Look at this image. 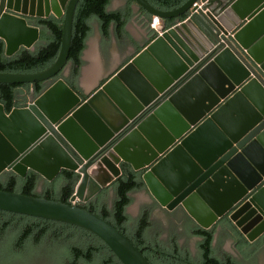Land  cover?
<instances>
[{
    "label": "water",
    "instance_id": "95a60500",
    "mask_svg": "<svg viewBox=\"0 0 264 264\" xmlns=\"http://www.w3.org/2000/svg\"><path fill=\"white\" fill-rule=\"evenodd\" d=\"M79 0H0V41L12 55L34 49L41 29L28 16L63 17L49 67L0 71V83L57 79L27 106L0 103V174L34 170L51 181L80 175L70 202L0 189V210L80 226L123 264H151L124 233L79 205L122 173L146 171L151 195L181 205L203 228L229 218L249 240L264 231V0H187L161 10L148 42L85 96L63 78ZM98 167L102 180L92 169ZM257 215L258 220L250 223Z\"/></svg>",
    "mask_w": 264,
    "mask_h": 264
},
{
    "label": "trees",
    "instance_id": "16d2710c",
    "mask_svg": "<svg viewBox=\"0 0 264 264\" xmlns=\"http://www.w3.org/2000/svg\"><path fill=\"white\" fill-rule=\"evenodd\" d=\"M148 1L156 8L167 11L179 7L187 0ZM111 3L112 0H79L77 3L67 63L70 64V71L65 80L80 94L77 80L84 63L82 55L93 30V22H98L105 36L112 29L121 33L134 16L132 6L137 4L135 0H125L124 7L111 10ZM140 10L149 19L152 17L142 7ZM37 25L42 28L41 40L33 50L22 47L16 53L7 55L5 43L0 41V71L36 72L53 64L61 47L63 17H42L37 20ZM56 78L31 83H0V103L6 111L17 105H25L42 94ZM79 178L77 172L67 169H63L51 181L34 170H29L25 176L6 170L0 174V189L70 202ZM139 186L141 183L136 174H123L109 187L114 188L115 192L112 203L109 204L104 199L108 194V189L105 188L99 196L79 202V205L124 231L142 249L151 264H242L243 261L256 264V256L248 251L251 244L239 235L230 220L227 221L228 225L236 237V246L244 259L238 260L230 254L223 257L216 254L213 245L215 226L203 228L197 225L194 234L200 237V241L196 256L183 248L176 236H171L167 243L161 241L157 238L158 234H149L151 220L149 211L146 210L135 220L132 234L129 233L128 224L132 217L128 214L127 207L133 202L130 193ZM43 260L51 264H123L102 239L80 226L0 210V264H32Z\"/></svg>",
    "mask_w": 264,
    "mask_h": 264
},
{
    "label": "crops",
    "instance_id": "0c3cea01",
    "mask_svg": "<svg viewBox=\"0 0 264 264\" xmlns=\"http://www.w3.org/2000/svg\"><path fill=\"white\" fill-rule=\"evenodd\" d=\"M124 5L125 0H112L110 9L118 10ZM140 7L138 4L132 6L134 16L121 33H116L112 29L110 34L105 36L99 26L93 28L83 51L84 63L77 80V87L84 96L106 81L148 42L152 29L148 25L149 16L143 14ZM29 23L36 24L35 21ZM69 70L70 64L67 66V71Z\"/></svg>",
    "mask_w": 264,
    "mask_h": 264
},
{
    "label": "flooded vegetation",
    "instance_id": "af4514ba",
    "mask_svg": "<svg viewBox=\"0 0 264 264\" xmlns=\"http://www.w3.org/2000/svg\"><path fill=\"white\" fill-rule=\"evenodd\" d=\"M56 17V16H54V15H50L49 17ZM39 18H42V17H36V16H28V21L30 22V21H35V25H37V20L39 19ZM34 25V24H33ZM37 26H39L40 27V25H37ZM40 29L42 30V28L40 27ZM40 40H41V38H40ZM40 40H39V42H37L36 43V45H35V47L40 43ZM67 66H68V64L66 65V67H65V69L64 70H62V72H60V74H59V77H63L64 79L66 78V77H68V75H69V71H67ZM57 79V78H56ZM105 82V81H104ZM99 87V86H98ZM97 87V88H98ZM96 88V89H97ZM95 89V90H96ZM93 92V91H92ZM81 94H83L82 92H81ZM33 99H31L30 101H32ZM29 101V102H30ZM28 102V103H29ZM27 103V104H28ZM27 104H25V105H17V106H15V107H23V106H27ZM14 108V107H13ZM7 112H10V111H7ZM120 166H121V168H122V173H121V175H123V174H127V175H131V173H134V174H136V178H137V180L141 183V186H139V187H137L133 192H131L130 193V195L132 196V198H133V194L135 193V192H140V191H142L143 193H145L148 197H149V199H148V201H146V203H142V209H141V212H140V215L141 214H144V210H146V211H149V219L151 220V218H152V214L155 212V211H161V212H164L165 214H166V216H169L170 217V219H167V225H170V224H172V223H175L176 222V220L179 222H176L177 223V225L179 226V227H177L179 230H186V231H189V233H192L193 235V237H197L198 239H199V241H200V237L199 236H197L196 234H194V231H195V229L197 228V225H199L190 215H189V213L185 210V208L183 207V206H181V205H178V206H176V207H174L173 209H168L167 207H165V206H162L152 195H151V193L149 192V190H148V188H147V186H146V184H145V182H144V180H143V178H142V175H143V173L146 171V169H143V170H134L129 164H127V163H120ZM29 171V170H28ZM120 175V176H121ZM119 177V176H118ZM118 177H114L113 179H112V181L111 182H109L106 186H104L102 189H100V190H98V192L93 196V197H91L89 200H91V199H93L94 197H96V196H99L100 195V193H102V191L105 189V188H107L108 189V193H109V189H110V191L111 192H113V198L115 197V192H114V188H109L110 186H111V184L113 183V181H115ZM88 200V201H89ZM132 204V203H131ZM130 204V205H131ZM129 205V206H130ZM129 206L127 207V211H128V209H129ZM259 219V216H257V215H254L252 218H251V220L249 221V224L250 223H254V222H256V221H258L256 224L257 225H261V224H263L262 223V221H263V219L262 220H258ZM228 220H230V222L234 225V227H235V229L237 230V232L239 233V235L240 236H242L244 239H246L247 241H248V243H250L251 245H250V250H248L249 252H251V253H253L255 256H257V254H262L263 256H264V231H263V233H261L259 236H257L254 240H249L248 238H247V235L245 234V233H243L242 232V230H241V228L240 227H238L237 225H236V223L235 222H233L230 218H229V214H226V215H224L223 217H221L213 226H215L216 227V232H215V239H214V241H213V245L215 246V243L218 241V239L219 238H221V237H228V238H231L230 240L233 242V244L235 245V247H236V242H237V240H236V237L233 235V233H232V230H230V227H229V225H228ZM180 224V225H179ZM154 222L153 221H151V224L149 225V227H148V231L150 232V233H152V234H158L159 235V232H160V229H158V230H155L154 229ZM200 226V225H199ZM212 226V227H213ZM165 227H168V226H165ZM211 228V227H210ZM154 229V231H152ZM173 229V228H172ZM165 230H166V232L167 231H169L170 229H166L165 228ZM128 232L129 233H131L132 234V230H130V229H128ZM172 232V230H170V233ZM172 235L170 234V237H171ZM161 238L162 237H158V239L159 240H161ZM237 250H239L238 248H237ZM240 255V259H244L243 258V256H242V253L239 251L238 252ZM233 257H237L236 255L235 256H233ZM238 258V257H237ZM239 259V260H240Z\"/></svg>",
    "mask_w": 264,
    "mask_h": 264
},
{
    "label": "rangeland",
    "instance_id": "374dc122",
    "mask_svg": "<svg viewBox=\"0 0 264 264\" xmlns=\"http://www.w3.org/2000/svg\"><path fill=\"white\" fill-rule=\"evenodd\" d=\"M98 26H99L98 22L94 21L93 22V28H98ZM40 188L41 187H39V189ZM113 195H114L113 192H111L109 189V193L106 195V197L104 199L110 204L113 201ZM148 199H149V197L145 193H143L142 191L135 192L133 194V202L129 206V209L127 211L128 214L132 217L131 221L128 224V228L130 230L133 229V227L135 226V220H137V218L140 216V212L142 209V203L143 202L146 203V201H148ZM167 219H170V217L166 216V214L164 212L155 211L152 214L151 221L154 222V225H153L154 229L155 230L160 229V232H159V235L157 236V238L162 237L161 241H164L167 243L170 240V234L172 236H176L179 244L181 246H183V248H185L186 250L190 251L193 256H196L198 253L199 239L197 237H193L192 236L193 234L189 233V231H186L185 229L179 230L177 228V227H179L176 223V222H178L177 220L175 223L167 225ZM165 226H168V227H165ZM165 228L172 230V232L170 233V230L166 232ZM154 229L152 231H154ZM149 234L152 235V233H150V232H149ZM230 239L231 238H228V237H221L218 239V241L215 243L216 254L219 257H223L226 254H230L232 256L236 255L238 257V258L237 257L236 258L239 260L241 258L239 256L240 254L238 253L239 250H237V246L235 247V245L233 244V242ZM32 264H51V263L48 262L47 260H43V261H36ZM242 264H248V262L243 261ZM256 264H264V256L262 254H257Z\"/></svg>",
    "mask_w": 264,
    "mask_h": 264
},
{
    "label": "built area",
    "instance_id": "2783aa9c",
    "mask_svg": "<svg viewBox=\"0 0 264 264\" xmlns=\"http://www.w3.org/2000/svg\"><path fill=\"white\" fill-rule=\"evenodd\" d=\"M162 23V18L158 15H152L149 19V28L152 30H157Z\"/></svg>",
    "mask_w": 264,
    "mask_h": 264
},
{
    "label": "bare ground",
    "instance_id": "6f19581e",
    "mask_svg": "<svg viewBox=\"0 0 264 264\" xmlns=\"http://www.w3.org/2000/svg\"><path fill=\"white\" fill-rule=\"evenodd\" d=\"M92 173H93V175L96 177V178H98L99 180H102L103 179V177H102V173L100 172V169L98 168V167H94L93 169H92Z\"/></svg>",
    "mask_w": 264,
    "mask_h": 264
}]
</instances>
